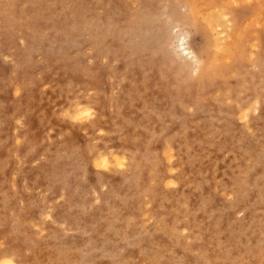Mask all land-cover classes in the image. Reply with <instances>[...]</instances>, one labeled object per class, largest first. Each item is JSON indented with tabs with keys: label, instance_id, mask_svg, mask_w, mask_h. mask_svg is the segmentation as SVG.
Here are the masks:
<instances>
[{
	"label": "rangeland",
	"instance_id": "1",
	"mask_svg": "<svg viewBox=\"0 0 264 264\" xmlns=\"http://www.w3.org/2000/svg\"><path fill=\"white\" fill-rule=\"evenodd\" d=\"M153 1L0 0L14 264H264V0Z\"/></svg>",
	"mask_w": 264,
	"mask_h": 264
},
{
	"label": "bare ground",
	"instance_id": "2",
	"mask_svg": "<svg viewBox=\"0 0 264 264\" xmlns=\"http://www.w3.org/2000/svg\"><path fill=\"white\" fill-rule=\"evenodd\" d=\"M155 1V0H154ZM153 1V2H154ZM152 2V3H153ZM180 3V2H179ZM151 6V5H150ZM186 6V5H185ZM259 8V7H258ZM131 15V14H130ZM221 17H223L224 18V20L223 21H226L227 23H229L230 24V22H231V20H230V18L228 17V14L227 13H223L222 15H221ZM130 18H131V16H130ZM118 20V19H117ZM174 21H175V19H174ZM178 22V21H177ZM222 25H224L223 23H222ZM175 26V25H174ZM218 26V28H220L219 27V25H217ZM223 27V26H222ZM217 28V29H218ZM228 28H229V26H228ZM173 30V29H172ZM230 30V29H229ZM228 30V31H229ZM223 32V31H222ZM229 33V32H228ZM182 35V34H181ZM227 35V34H226ZM184 35H182V41H184V43L182 44V51H181V53L179 54V56L181 55L182 57H183V59L185 58V60H191L194 64H195V66H192V68H191V70L192 71H194V72H198V69H199V63H201V62H204V61H202V59H203V57H198L197 56V54L194 52V51H192L193 49H191V47H190V45H188V42L187 43H185V39H187V37H183ZM229 38L231 37V35L229 36V35H227ZM179 37V36H178ZM229 38H228V40H229ZM231 39V38H230ZM149 41H147V43H148ZM177 48H179V47H177ZM181 48V47H180ZM141 49H143V47L141 48ZM140 57V56H139ZM154 58V57H153ZM202 58V59H201ZM261 59H262V57H261ZM153 61V60H152ZM262 61H264V60H262ZM188 62V61H187ZM190 62V61H189ZM264 63V62H263ZM190 64H191V62H190ZM198 65V66H197ZM205 65V64H204ZM136 66V65H135ZM200 71V70H199ZM155 73V72H154ZM200 76V75H199ZM202 76V75H201ZM201 76L200 77H198V78H201ZM203 80V79H202ZM140 83V82H139ZM194 83H196V82H194ZM165 86H166V83L164 84ZM149 87V86H148ZM149 89V88H148ZM170 90V89H169ZM167 94V93H166ZM188 94L190 95V93L188 92V90H186V91H184L183 92V97L182 98H184V99H186L187 97H188ZM169 95V94H168ZM149 97V96H148ZM190 97V96H189ZM127 99V98H126ZM148 100V99H147ZM160 103V102H159ZM168 104V103H167ZM91 105V104H90ZM92 106V105H91ZM162 106V105H161ZM89 107V106H88ZM87 107V108H88ZM156 107V106H155ZM163 107H167V106H163ZM158 110H161V109H158ZM95 111V110H94ZM76 113H77V115H76V118L77 119H81V116H87L88 118L89 117H91L92 115H93V113H95V112H92V110L91 109H84L83 108V105L80 103V104H78L77 105V107H76ZM85 119H86V117H85ZM143 119H145V118H143ZM87 120V119H86ZM103 120V119H102ZM184 120V119H183ZM78 121V120H77ZM101 121V120H100ZM100 121H98L97 122V125H100V126H102V123L100 122ZM133 123V122H132ZM136 123V122H135ZM148 123V122H147ZM95 124V123H94ZM104 125V124H103ZM137 126H139V125H137ZM149 127H151V125L149 126ZM213 129V128H212ZM152 130V129H151ZM152 133V132H151ZM208 133H210L209 131H208ZM227 133V132H226ZM213 134V133H212ZM210 135V134H209ZM136 137V136H135ZM209 137V136H208ZM214 137V136H213ZM186 138V137H185ZM150 139V138H149ZM102 152V151H101ZM97 159V158H96ZM95 159V160H96ZM191 159V158H190ZM103 161H101L102 163H100L101 165V167L100 168H102V164H104V166H106L108 163H110V161H108V159H102ZM190 162V161H189ZM97 166V165H96ZM99 167V166H98ZM200 185V184H199ZM15 250V249H14ZM11 251H12V249H11ZM57 252V251H56ZM60 252V251H59ZM72 252V254H73V251H71ZM70 252V253H71ZM12 253H13V251H12ZM16 254V253H15ZM11 255H14V254H9V250H8V252H6V253H3V254H1L0 255V263L1 262H7L6 264H14V262L13 261H9V260H11L12 259V256ZM61 255V254H60ZM59 255V256H60ZM63 255H67V253L66 254H63ZM16 256H17V254H16ZM16 256H14V257H16ZM59 256H57V257H59ZM62 256V255H61ZM56 257V258H57ZM71 257V256H70ZM18 258V257H17ZM61 258V257H60ZM67 258H69V256L67 257ZM74 258V257H73ZM15 259V258H14ZM22 259H24V258H22ZM13 260V259H12ZM21 259L19 258V261H20ZM28 260V259H27ZM56 260V259H55ZM54 260V261H55ZM61 260H62V258H61ZM65 260V259H64ZM68 260H71V259H68ZM63 261V260H62ZM66 261V260H65ZM73 260H71V262H72ZM25 262V261H24ZM33 262V261H32ZM37 262V261H36ZM67 262V261H66ZM30 263H31V261H30ZM50 263V262H49ZM34 264V263H33ZM40 264V263H39ZM72 264V263H71Z\"/></svg>",
	"mask_w": 264,
	"mask_h": 264
}]
</instances>
